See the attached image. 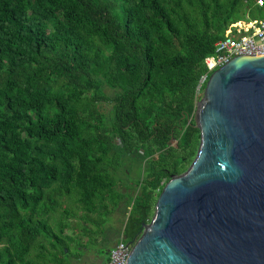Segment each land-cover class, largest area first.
<instances>
[{"label":"trees","instance_id":"1","mask_svg":"<svg viewBox=\"0 0 264 264\" xmlns=\"http://www.w3.org/2000/svg\"><path fill=\"white\" fill-rule=\"evenodd\" d=\"M262 13L264 0H0V264L91 250L98 264L134 242L195 154L204 57Z\"/></svg>","mask_w":264,"mask_h":264},{"label":"water","instance_id":"2","mask_svg":"<svg viewBox=\"0 0 264 264\" xmlns=\"http://www.w3.org/2000/svg\"><path fill=\"white\" fill-rule=\"evenodd\" d=\"M192 120L195 154L123 264H264V54L211 71Z\"/></svg>","mask_w":264,"mask_h":264},{"label":"built area","instance_id":"3","mask_svg":"<svg viewBox=\"0 0 264 264\" xmlns=\"http://www.w3.org/2000/svg\"><path fill=\"white\" fill-rule=\"evenodd\" d=\"M262 5L263 0H256ZM264 54V18L251 19L247 22L239 20L229 23L224 36L213 44V52L204 57L202 64L204 73L195 87L197 99L201 95L202 85L214 69L224 65L236 55L260 56ZM133 242H124L121 238L109 250L106 260L98 264H123Z\"/></svg>","mask_w":264,"mask_h":264},{"label":"rangeland","instance_id":"4","mask_svg":"<svg viewBox=\"0 0 264 264\" xmlns=\"http://www.w3.org/2000/svg\"><path fill=\"white\" fill-rule=\"evenodd\" d=\"M264 17V13H262V14H258L257 15V19H261V18H263ZM127 170H128V175H126V177H124L123 175H121V177H123V178H127L126 180L125 179H123V180H125L126 181V183L128 182L129 184H128V187H131V184H133L134 183V181H135V179H136V176H137V174H138V171H137V167H136V161L135 160H130L128 163H127ZM122 171V167L121 168H119L118 169V172L117 173H119V172H121ZM118 175H120V174H118ZM132 192V191H131ZM122 204H120V209L119 210H115L112 214H110L109 216H110V218H109V216H106V217H104V222H105V228L106 229H110V230H114V231H116L118 228H120V223H121V221L123 220V218H124V215H125V213H123V209H122ZM92 226H90L89 225V228H91ZM66 233H70V234H72V231L70 232L69 230H67L66 231ZM80 243L82 244V245H84V243L86 242V238L85 237H81L80 238ZM69 251H70V254H72V253H74V250H73V248L72 247H70V249H69ZM86 252V251H85ZM85 254V253H84ZM71 256V255H70ZM84 256V255H83ZM80 261V262H82V264H91V262H84V260H83V258L81 257L80 259H78L77 258V260L76 261ZM70 261H75V258L73 257V256H71L70 257Z\"/></svg>","mask_w":264,"mask_h":264},{"label":"flooded vegetation","instance_id":"5","mask_svg":"<svg viewBox=\"0 0 264 264\" xmlns=\"http://www.w3.org/2000/svg\"><path fill=\"white\" fill-rule=\"evenodd\" d=\"M82 258L84 262H97L99 260V254L91 250L90 252L87 251Z\"/></svg>","mask_w":264,"mask_h":264}]
</instances>
